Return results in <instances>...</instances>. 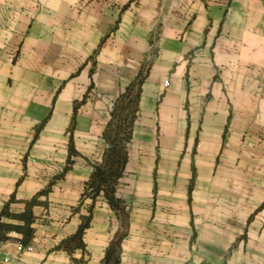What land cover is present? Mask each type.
<instances>
[{"label":"crops","instance_id":"obj_1","mask_svg":"<svg viewBox=\"0 0 264 264\" xmlns=\"http://www.w3.org/2000/svg\"><path fill=\"white\" fill-rule=\"evenodd\" d=\"M144 64L117 211L84 192ZM49 186L0 264H264V0H0V214Z\"/></svg>","mask_w":264,"mask_h":264},{"label":"trees","instance_id":"obj_2","mask_svg":"<svg viewBox=\"0 0 264 264\" xmlns=\"http://www.w3.org/2000/svg\"><path fill=\"white\" fill-rule=\"evenodd\" d=\"M148 74V65L144 64L137 77L125 88L114 102L111 118L103 132V138L107 143L104 160L101 164L95 165L90 180L86 185L85 197L95 198L103 193L109 204L117 211L125 209L123 201L116 196V185L123 176L128 162L127 145L133 136V128L138 116L139 101L142 92L143 83ZM84 101L75 103V113L78 106ZM75 114L72 117V123L69 128L71 132L69 141V158L67 163H72V156L77 155L73 139V128L75 124ZM50 186L37 193L30 200L25 201L23 211L11 209V204L17 202L16 193L11 195L8 202L5 203L0 214V244L11 238L10 233L17 232L22 234L21 243L27 246L32 239L35 221V215L32 208L35 205L44 204L39 197L46 195ZM8 218L11 222L5 221ZM88 221L83 223L75 235L64 240L61 247L68 250L74 248H84L83 234L88 227ZM123 235L118 234L107 248L103 264H120L121 243Z\"/></svg>","mask_w":264,"mask_h":264},{"label":"built area","instance_id":"obj_3","mask_svg":"<svg viewBox=\"0 0 264 264\" xmlns=\"http://www.w3.org/2000/svg\"><path fill=\"white\" fill-rule=\"evenodd\" d=\"M165 83L168 84V81H165ZM20 247H21L22 249H24V248H27L28 246H24V245L21 243V244H20Z\"/></svg>","mask_w":264,"mask_h":264}]
</instances>
